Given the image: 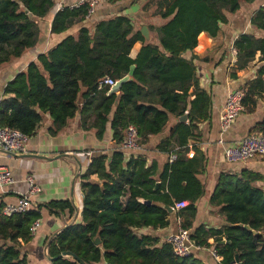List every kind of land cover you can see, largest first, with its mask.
Listing matches in <instances>:
<instances>
[{"label":"trees","instance_id":"trees-1","mask_svg":"<svg viewBox=\"0 0 264 264\" xmlns=\"http://www.w3.org/2000/svg\"><path fill=\"white\" fill-rule=\"evenodd\" d=\"M105 1L112 5L123 0ZM255 1L149 0L152 16L164 21L148 26L156 40H145L134 32L126 16L101 20L93 30L82 27L38 55L7 83L0 101L2 128L30 138L48 116L49 134L57 136L79 115L81 129L93 131L98 141L110 131L112 151L94 154L81 178L82 222L62 229L49 243L47 257L52 261L47 264H203L192 255L178 258L169 244L135 232L165 229L170 216L166 207L187 201L177 216L194 246L210 248L208 241L213 240L221 264H233L236 254L239 264H264V191L254 186L262 177L247 171L221 174L208 203L225 226H195V203L205 195L200 176L206 159L198 150L192 159L186 157L188 142L199 125L211 119L212 98L195 75L197 58L184 55L197 48L202 34L215 37L227 22L226 14H236L242 2ZM55 7L56 0H0V67L36 46L41 34L38 22ZM87 10L85 4L63 7L54 14L50 34L81 24L87 20ZM250 25L260 36L247 33L234 40L233 71L245 69L257 53L259 61H264V7L253 13ZM137 42L142 46L131 59ZM132 66L131 79L117 93L109 94V87L100 85L106 78L123 79ZM231 78L236 79V74ZM243 89L242 105L246 113H252L264 91V63ZM183 116L186 120L181 122ZM172 121L168 136L155 147L168 160L173 156L172 162L159 164L153 159L149 163L148 155L134 157L122 149L128 126L135 128L142 147L163 135ZM253 131L264 133V122ZM47 208L56 215L74 212L67 201H52ZM40 218L38 208L11 217L0 211V264H28L22 245L31 242V227ZM64 253L74 258L61 257Z\"/></svg>","mask_w":264,"mask_h":264},{"label":"crops","instance_id":"crops-1","mask_svg":"<svg viewBox=\"0 0 264 264\" xmlns=\"http://www.w3.org/2000/svg\"><path fill=\"white\" fill-rule=\"evenodd\" d=\"M81 1L56 0L54 11L38 22L41 34L36 46L21 59H15L0 67V101L7 83L12 81L17 74L23 72L29 63L35 62L38 55L47 52L55 44L65 37L75 34L82 27L93 30L95 24L101 20L126 16L131 20L134 32L141 33V30L146 28L149 40H156L149 32L148 26H160L164 23L159 18L152 16L154 8L152 4H149V0H123L112 5L102 0L97 5L92 17L86 18L87 20L71 27L65 33L51 35L50 26L54 14L63 7L76 8ZM260 7H264V0H256L252 4L242 2L240 10L236 14H226L227 22L220 25L219 32L215 37L202 34L199 37L197 48L184 55L186 59L192 56L197 58L195 75L201 88L212 98L211 119L199 125L195 132V138L188 142L189 152L186 154L187 159L190 160L194 157L195 150H198L204 154L206 159L205 171L200 176V180L205 185V195L195 203V226L204 225L207 229L225 226L223 220L217 215L216 209L208 203L217 178L221 174L238 175L243 171L258 174L262 180L256 182L254 186L264 191V157L239 164H228L223 159L225 147L236 145L244 137L253 135L256 133L253 129L264 122V91L258 98L254 111L252 113L243 112L224 135H221L219 125V117L227 94L233 90L244 91L245 84L255 78L256 70L264 63V61H259L260 54L257 53L254 60L245 69L233 71L235 56L231 53L233 42L239 35L254 33L260 36V33L255 32L250 25L251 16ZM141 46L142 44L139 42L133 45L129 55L131 59L136 58ZM232 74H236V79L231 78ZM173 124L174 121L171 122L163 135L151 138L139 150L128 153L134 157L141 154L148 155L149 163L153 159L159 164L170 161L166 155L158 153L155 147L168 136ZM50 128L51 120L45 116V122L41 129L28 138L24 153L10 155L0 152V167L6 168L14 179L12 186L3 191L0 190V211L5 205L16 204L20 195L27 192V178H32L41 189V193L30 200V210L40 209L39 227L31 242L22 245V252L27 255L28 264H47L48 261L44 253L46 244L53 240L62 229L81 224L83 202L81 178L94 154L101 151L109 153L112 151L109 144L110 131H107L102 141H98L93 131L86 132L81 129L79 115H76L67 128L57 136L49 134ZM220 140L223 142L222 144H219ZM92 179L96 178L92 177ZM127 199L128 195L121 199L122 205L126 204ZM52 201H67L73 206L74 212L70 214L65 211L63 214L56 215L55 212L47 208V204ZM187 204H189L188 201ZM169 214V225L165 229L142 228L135 232L138 235L156 238L160 244L166 243L167 237L177 232V212L172 210ZM208 243L211 245L210 248L194 249L192 256L203 264H221L222 258L218 262L211 254L215 251L212 246L213 240H209Z\"/></svg>","mask_w":264,"mask_h":264},{"label":"built area","instance_id":"built-area-1","mask_svg":"<svg viewBox=\"0 0 264 264\" xmlns=\"http://www.w3.org/2000/svg\"><path fill=\"white\" fill-rule=\"evenodd\" d=\"M102 0H82L80 5H87L86 18H90L94 15L97 5ZM233 56H236L234 48L231 49ZM114 81L110 78H106L101 82V86L111 87L114 85ZM244 91L233 90L230 91L225 99V103L222 112L219 117V125L221 135H224L232 126V124L245 112L242 105L244 99ZM125 142L122 145V149L125 151H136L140 147L137 144V132L133 126H128L125 131ZM28 137L20 133L19 131L12 130L9 128L0 127V152L6 154L19 155L24 153L27 144ZM223 142L220 140L219 144ZM264 157V134H253L244 137L238 144L225 147L223 149V159L228 164H239L250 161L255 158ZM174 157L170 158V162ZM28 190L25 194L20 195L16 204L5 205L2 209V214L6 217L13 215H19L27 213L31 209L30 200L35 195L41 193L40 187L34 182L32 178H27ZM14 179L6 168L0 167V190L3 191L5 188L12 186ZM188 206L187 202H178L174 204L173 211L179 212ZM177 232L171 234L166 239V243L170 245L173 254L178 258H187L192 255L194 249H201L200 247L194 246L191 242L189 231L184 230L182 227V218L176 217ZM39 227V221L34 223L31 227V234L34 235ZM212 256L218 262L221 257L217 256L216 252L213 251Z\"/></svg>","mask_w":264,"mask_h":264},{"label":"water","instance_id":"water-1","mask_svg":"<svg viewBox=\"0 0 264 264\" xmlns=\"http://www.w3.org/2000/svg\"><path fill=\"white\" fill-rule=\"evenodd\" d=\"M141 34H142V36L145 38V40H149V34H148V31H147L146 28H143V29L141 30ZM133 70H134V67L132 66L131 69H130L129 74H128L126 77H124L123 79H121V80L115 82L113 86L109 87V94L117 93V92L119 91V89H120V86H121L123 83H125V82H127V81H129V80L131 79V77H132V75H133ZM185 120H186V117H185V116H183L182 118H180V121H181V122H184ZM166 210H167L168 212H170V213L172 212V209L169 208V207H166ZM244 228H245L246 230H249L250 232H253L248 226H245ZM51 241H52V240H50V241L46 244V246H45V250H44L45 257H46V259H47L48 262H51V261H52V259H50V258L47 257V246L49 245V243H50ZM96 243H97V245H99V241H97ZM222 243H225V242L223 241ZM61 257H64V258L72 257V258H74V256L71 255V254H69V253H64V254L61 255ZM80 263L83 264L81 261H80ZM233 264H239L237 254L235 255V260H234V263H233Z\"/></svg>","mask_w":264,"mask_h":264}]
</instances>
